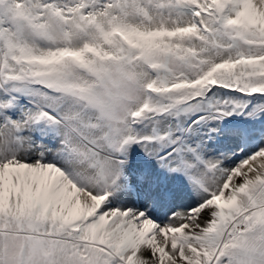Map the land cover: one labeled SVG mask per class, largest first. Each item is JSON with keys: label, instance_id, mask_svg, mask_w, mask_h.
Listing matches in <instances>:
<instances>
[{"label": "snow or ice", "instance_id": "obj_1", "mask_svg": "<svg viewBox=\"0 0 264 264\" xmlns=\"http://www.w3.org/2000/svg\"><path fill=\"white\" fill-rule=\"evenodd\" d=\"M0 264H264V0H0Z\"/></svg>", "mask_w": 264, "mask_h": 264}]
</instances>
